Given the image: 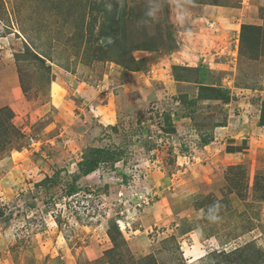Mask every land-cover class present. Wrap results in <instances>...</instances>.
Returning a JSON list of instances; mask_svg holds the SVG:
<instances>
[{"label":"rangeland","instance_id":"rangeland-1","mask_svg":"<svg viewBox=\"0 0 264 264\" xmlns=\"http://www.w3.org/2000/svg\"><path fill=\"white\" fill-rule=\"evenodd\" d=\"M263 104L264 0H0V264H264Z\"/></svg>","mask_w":264,"mask_h":264},{"label":"crops","instance_id":"crops-1","mask_svg":"<svg viewBox=\"0 0 264 264\" xmlns=\"http://www.w3.org/2000/svg\"><path fill=\"white\" fill-rule=\"evenodd\" d=\"M235 11H237V9L232 8V7L220 6V5H212V6H208L205 9H203L202 13L205 14V15H203V17H205L207 15V16H210V17H214L213 19L216 20L217 17L225 18V17L234 16L235 15V13H234ZM214 65L216 67L218 66L217 63H215ZM83 94H84V96L87 97V99L89 101L92 100L90 92L85 90ZM93 100L95 101V98ZM108 106H109L108 104L104 105V106H99L100 108L98 107L97 111L99 112V110H101L103 108H106ZM107 110H108V108H107ZM106 114H108V112H106ZM259 116H260V113H258V115L254 118V121L257 120V122L254 123V155L259 153L258 154V158H259V164L258 165H261V167L264 168V164H262L264 162V149L260 148L261 145L259 143V141H262L261 139L264 138V126L259 124ZM218 129L219 130L220 129H224L225 130L224 127H218ZM248 129H250V127L247 128L246 130H248ZM220 134H223V132L220 133ZM245 137L248 138V139L247 140H242V141L238 140L237 138L226 140L224 142V148H225L224 150L226 151L227 155H231V153H238V152L240 153V152H242L241 151L242 147L247 146V144L250 143V141L252 139L250 137L249 133H247V135ZM259 180L261 181V179H259Z\"/></svg>","mask_w":264,"mask_h":264},{"label":"trees","instance_id":"trees-1","mask_svg":"<svg viewBox=\"0 0 264 264\" xmlns=\"http://www.w3.org/2000/svg\"><path fill=\"white\" fill-rule=\"evenodd\" d=\"M207 92H213V93H216V92H222L220 89L218 88H215V87H211V86H205L203 84L199 85L198 87V94L200 96H203V94L205 95V93ZM206 96V95H205ZM202 98H205V97H202ZM211 98L209 96H206L205 100H210ZM216 100H219L216 99ZM221 100V99H220ZM223 101V100H222ZM261 111H260V116H259V124L264 126V104L263 106L261 107ZM105 154H108L106 153L105 151H102V150H94L91 152V154L89 156H84L82 161H80L78 163V167L80 170H82V173L84 175L86 174H89L93 171L96 170V167L98 166V164L100 162H103V159L106 157V158H111L112 156H109V155H106ZM58 175V173H56L54 175L53 178H47L45 177L44 179H42L38 184H42V183H45V182H51L52 179L56 178ZM76 187L74 185H70V187L68 188L67 190V194L68 195H71L73 194L75 191H76ZM110 236V239L113 241L114 239H112L113 237Z\"/></svg>","mask_w":264,"mask_h":264},{"label":"built area","instance_id":"built-area-1","mask_svg":"<svg viewBox=\"0 0 264 264\" xmlns=\"http://www.w3.org/2000/svg\"><path fill=\"white\" fill-rule=\"evenodd\" d=\"M28 140H29L30 144H32V146H35L36 143H38L33 137H29Z\"/></svg>","mask_w":264,"mask_h":264}]
</instances>
